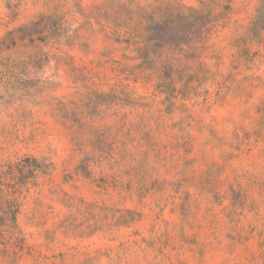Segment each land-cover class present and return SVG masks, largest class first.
I'll use <instances>...</instances> for the list:
<instances>
[{"label": "rangeland", "instance_id": "374dc122", "mask_svg": "<svg viewBox=\"0 0 264 264\" xmlns=\"http://www.w3.org/2000/svg\"><path fill=\"white\" fill-rule=\"evenodd\" d=\"M260 0H0V264H264Z\"/></svg>", "mask_w": 264, "mask_h": 264}, {"label": "trees", "instance_id": "16d2710c", "mask_svg": "<svg viewBox=\"0 0 264 264\" xmlns=\"http://www.w3.org/2000/svg\"><path fill=\"white\" fill-rule=\"evenodd\" d=\"M264 31V0H260L256 15L250 25V33L257 35Z\"/></svg>", "mask_w": 264, "mask_h": 264}]
</instances>
